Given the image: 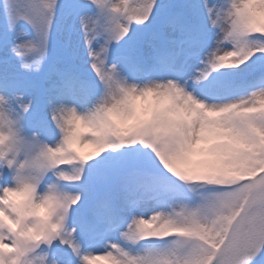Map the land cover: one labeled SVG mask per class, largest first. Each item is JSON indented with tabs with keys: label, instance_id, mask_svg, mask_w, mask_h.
Returning a JSON list of instances; mask_svg holds the SVG:
<instances>
[{
	"label": "snow or ice",
	"instance_id": "obj_1",
	"mask_svg": "<svg viewBox=\"0 0 264 264\" xmlns=\"http://www.w3.org/2000/svg\"><path fill=\"white\" fill-rule=\"evenodd\" d=\"M0 264H264V0H0Z\"/></svg>",
	"mask_w": 264,
	"mask_h": 264
},
{
	"label": "rangeland",
	"instance_id": "obj_2",
	"mask_svg": "<svg viewBox=\"0 0 264 264\" xmlns=\"http://www.w3.org/2000/svg\"><path fill=\"white\" fill-rule=\"evenodd\" d=\"M83 151H85V152H86V151H88V149H84Z\"/></svg>",
	"mask_w": 264,
	"mask_h": 264
}]
</instances>
